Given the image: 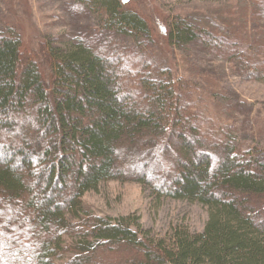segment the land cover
<instances>
[{
    "label": "trees",
    "instance_id": "obj_1",
    "mask_svg": "<svg viewBox=\"0 0 264 264\" xmlns=\"http://www.w3.org/2000/svg\"><path fill=\"white\" fill-rule=\"evenodd\" d=\"M248 1L264 14V0ZM128 2L76 0L100 11L112 36H157L179 47L198 41L244 78H264L263 39L244 38L231 22L198 28L186 18L155 35ZM5 26L0 264H264V149L234 144L209 112L212 95L196 96L192 83L141 50L127 53L116 37L103 49L39 38L28 49L16 26ZM108 180L203 204L208 222L202 232L176 230L169 243L151 239L129 217L85 207V192Z\"/></svg>",
    "mask_w": 264,
    "mask_h": 264
},
{
    "label": "rangeland",
    "instance_id": "obj_2",
    "mask_svg": "<svg viewBox=\"0 0 264 264\" xmlns=\"http://www.w3.org/2000/svg\"><path fill=\"white\" fill-rule=\"evenodd\" d=\"M126 6L148 19L155 35L169 22L186 18L198 28H210L214 22L224 27L231 22L244 38L264 41V14L251 10L248 0H130ZM104 20L100 11L77 5L76 0H0V29H5L6 23L15 25L28 49L35 38L62 48L81 41L103 49L106 37L109 41L116 37L105 29ZM114 41L127 53L141 50L164 73L170 69L177 80L192 83L196 96L204 91L212 95L215 103L209 112L221 127H228L239 148L264 149V78H244L230 60L198 41L181 47L160 43L157 36L135 40L118 35ZM82 200L93 213L116 219L129 217L134 230L138 225L149 238L168 243L179 229L202 232L209 219L207 206L159 198L149 187L134 181L102 182L96 190L85 192ZM73 239L65 238L67 242Z\"/></svg>",
    "mask_w": 264,
    "mask_h": 264
}]
</instances>
